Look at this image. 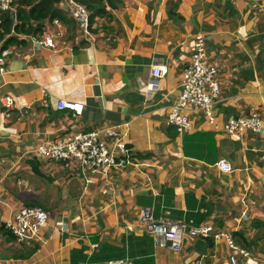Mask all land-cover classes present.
I'll return each mask as SVG.
<instances>
[{
  "label": "crops",
  "instance_id": "crops-1",
  "mask_svg": "<svg viewBox=\"0 0 264 264\" xmlns=\"http://www.w3.org/2000/svg\"><path fill=\"white\" fill-rule=\"evenodd\" d=\"M119 1L108 9L109 18L94 19L88 36L59 0L54 6L61 19L41 21L34 35L0 39L6 53L0 76V226L8 230L20 206L49 213L39 240L18 243L0 231V264H71L72 250L90 257L105 246L122 255L111 264H229L231 249L212 236H186L178 251L155 245L140 223L145 207L153 208L155 218L168 214L224 232L248 251L245 258L236 254L242 264H264V146L249 132L223 129L236 116L264 121V0ZM50 32L58 34V51L30 40ZM196 34L204 36L205 60L217 70L220 101L212 124L188 108L193 129L179 134L166 121ZM153 63L165 65L167 74L148 92ZM7 96L13 98L8 117L2 103ZM59 101L81 105V114L57 110ZM105 126L125 134L132 155L146 162L143 169L85 176L29 155L44 142ZM220 159L231 172L216 167ZM60 188L61 205L73 204L58 211ZM57 221L66 231L55 227Z\"/></svg>",
  "mask_w": 264,
  "mask_h": 264
},
{
  "label": "built area",
  "instance_id": "built-area-1",
  "mask_svg": "<svg viewBox=\"0 0 264 264\" xmlns=\"http://www.w3.org/2000/svg\"><path fill=\"white\" fill-rule=\"evenodd\" d=\"M24 0H0V10H11L14 4ZM68 4L69 16L76 21L82 32L89 35L90 13L87 9L74 2L64 0ZM58 34L43 33L40 36L30 37L32 43L41 48L58 51L56 44ZM205 40L202 34H196L189 50L188 62L183 70V81L179 96L175 104L170 108L167 117V126L173 127L177 133L190 132L193 129L188 118V108L202 112L209 123H213V108L220 101L221 88L217 78V70L208 65L204 57ZM6 53L0 54V75L5 73ZM167 74V67L160 63H153L146 83L148 92H155L159 80ZM5 116L13 105V98L7 96L2 101ZM57 110H69L75 116L80 115L82 106L79 104L59 101ZM223 129L229 134L250 133L259 137L264 146V127L262 121L256 115L236 116L224 125ZM46 160L60 163L65 169H77L81 174L103 173L108 171H124L127 168L143 169L145 161L137 160L127 147L125 134L119 135L115 127H100L90 132L72 133L56 142H44L36 150L30 152ZM216 167L225 173L231 172V165L224 159H220ZM246 210L242 211L245 215ZM48 215L38 207L20 206L13 214L12 220L6 224V228L12 233L18 243L39 240L41 228L46 224ZM140 223L144 233L151 238L153 243L160 247L178 251L184 237L192 239H204L213 237L222 240L231 249L229 264H241L239 258L248 256V251L234 244L231 237L224 232H214L213 228L206 224L191 225L183 219L171 218L168 214L164 217L155 218L152 207L142 208ZM55 227L66 231L65 224L55 222ZM111 264V263H108ZM114 264H129L120 260Z\"/></svg>",
  "mask_w": 264,
  "mask_h": 264
},
{
  "label": "trees",
  "instance_id": "trees-1",
  "mask_svg": "<svg viewBox=\"0 0 264 264\" xmlns=\"http://www.w3.org/2000/svg\"><path fill=\"white\" fill-rule=\"evenodd\" d=\"M59 0H25L16 5L14 17L17 23L12 26V19L10 12L0 11V39H3L4 35H34L39 32L41 21H52L53 19H61L63 12H60L55 8L54 4H57ZM74 2L84 6L90 13L89 18V31L90 26L94 19L99 17L109 18L108 9H116L119 0H73ZM27 10L23 8L26 6ZM13 38H9L4 44L7 46ZM7 154V150H3V156ZM35 174L39 173L33 164L32 166ZM0 231L4 234L12 235L9 230H4L0 226ZM13 236V235H12ZM16 240V239H15ZM36 250L33 248V251ZM120 250L112 246H105L97 250L90 257H86L83 254L82 249L72 250L70 254L71 264H108L109 262L119 260Z\"/></svg>",
  "mask_w": 264,
  "mask_h": 264
},
{
  "label": "rangeland",
  "instance_id": "rangeland-1",
  "mask_svg": "<svg viewBox=\"0 0 264 264\" xmlns=\"http://www.w3.org/2000/svg\"><path fill=\"white\" fill-rule=\"evenodd\" d=\"M262 126L264 127V121L262 122ZM58 194L61 195L60 204H59L58 207H57L58 211H60L62 208H67L68 206H70V205L73 204V200H72V203H67V202L65 201V204L61 205V202H62V200H63V196H64V194H65V193H63V188H60V189H59ZM47 213H48V212H47ZM48 214H49V213H48ZM244 261H245V259H242V260L240 261V263L242 264V263H244ZM250 264H253V261H252V262L250 261Z\"/></svg>",
  "mask_w": 264,
  "mask_h": 264
},
{
  "label": "clouds",
  "instance_id": "clouds-1",
  "mask_svg": "<svg viewBox=\"0 0 264 264\" xmlns=\"http://www.w3.org/2000/svg\"><path fill=\"white\" fill-rule=\"evenodd\" d=\"M25 1V0H24ZM22 2V1H21ZM20 3V2H19ZM18 4V3H17ZM17 4H14V6L12 7V9L17 5ZM12 9L11 10H0L1 12H10V11H12ZM2 53H4V52H0V54H2ZM5 59H6V56H5ZM5 71H6V65H5ZM1 76V75H0ZM29 155H31L30 153H29ZM32 156V155H31ZM25 207H29V206H25ZM41 209V208H40ZM44 211V210H43ZM45 212V211H44ZM191 225H195V224H191ZM197 225H199V224H197ZM204 239H206V238H204Z\"/></svg>",
  "mask_w": 264,
  "mask_h": 264
}]
</instances>
